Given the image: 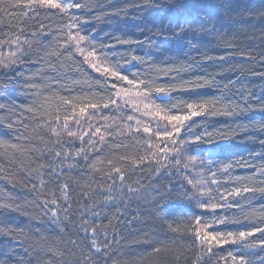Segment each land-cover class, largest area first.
<instances>
[{
    "label": "trees",
    "instance_id": "1",
    "mask_svg": "<svg viewBox=\"0 0 264 264\" xmlns=\"http://www.w3.org/2000/svg\"><path fill=\"white\" fill-rule=\"evenodd\" d=\"M76 2L79 9L61 12L0 0V61L10 65H0V264H233L229 253L264 264V232L256 231L264 229V0ZM73 22L85 51L97 52L94 63L144 81L140 93L147 88L148 104L165 114L217 102L184 123L181 137L201 141L184 146L179 164L172 153L153 155L157 144L130 129L127 115L109 112L121 101L115 93L134 85L62 46ZM60 97L74 102L81 122L69 125L88 132L83 141L51 135L72 114ZM110 98L116 105L103 108ZM84 103L101 107L81 116ZM192 156L202 161L192 177L211 189L200 201L184 167ZM243 187L256 190L228 195ZM197 219L201 235L205 224L214 235H253L207 253Z\"/></svg>",
    "mask_w": 264,
    "mask_h": 264
},
{
    "label": "snow or ice",
    "instance_id": "2",
    "mask_svg": "<svg viewBox=\"0 0 264 264\" xmlns=\"http://www.w3.org/2000/svg\"><path fill=\"white\" fill-rule=\"evenodd\" d=\"M33 4H37L41 7H47V8H51V9H59L61 12H67L69 9H72V8L79 9L81 7V4L76 2V0H64V2H61V0H27L25 7L31 6ZM71 19L73 21H76L75 17H71ZM184 23L190 24L191 21L185 20ZM77 27H78L77 22H73V23H70L69 25H67L68 31L66 33V39L63 41L62 46H66V47L75 46V50L77 52H79L81 55H83L84 60L86 62H88L90 64V66L92 68H94L97 72H100L101 67H102L104 73L109 74L111 77H114L115 79L126 81L128 84L134 85V86H139V85L144 84V81L128 79V77L126 75H123L120 71H117L118 66L106 67V66L101 65L98 67L97 63H93L90 60V58H96L97 52L95 51V49H92L91 51L86 52L85 48L81 46L87 40V37L84 35H81L80 31H78V30L74 32L73 29H76ZM182 31H184L183 27H179V32H182ZM179 32H178V34H179ZM51 54L56 55L57 53L53 52ZM12 55L15 56L16 53L13 52ZM134 59H135V57H133V60ZM15 63H16V60L11 61V64L14 65ZM0 65H2L5 69L10 67L9 63H5L2 61H0ZM113 87L115 88L116 85L113 84ZM121 92H123L124 95H128L127 90H118L115 93V95L117 97H120ZM155 92L158 93L159 95L163 96V97H167L169 100L171 98L170 93L167 92L164 88H156ZM142 95L148 96L147 88H145V92L142 93ZM59 99L62 101V103L64 105L71 106V113L72 114L66 115L63 117L64 122H63L62 127L59 130H57V128L53 126L51 128V135H53L55 137H60L61 134L63 133L64 135H66L68 137H73V138L78 137L81 141H83L84 137L88 135V132H84L83 135L78 136L77 131H73L69 126L70 121H74V123L77 126H79V124L81 122L79 119L75 118L77 109H76L74 102L72 100L64 99L62 97H60ZM47 102H48V99L46 98L45 103H47ZM166 102H167L166 100H162L161 105L166 104ZM116 103H117V101L115 99L110 98L109 103L103 104L102 107L103 108H109L111 105H116ZM216 103H217L216 101H211L208 103H202V104H198V105L188 104L187 108L189 109V112L186 115L165 114V113L169 112L170 110L163 108L160 105L153 106L151 103L145 104L144 107L146 109H152L153 107H155L157 109L154 113L155 116L160 117L162 120L167 122L166 126L163 129L157 128L156 131L154 132V135L157 138V152L153 153V155H156L158 153H165V154L172 153L175 157H177L176 163L179 164L180 160L178 159V157L182 154L184 146L199 143L201 141V137H195L194 140H188V139H184L181 137L180 134H181L182 127H183L184 123L186 121L190 120L192 116L199 115V114L207 111L209 106L215 108ZM100 107H101V105L97 104V103H84L83 106L79 107L78 111L81 114V116H83V115L88 114L87 110L89 108L95 110V109H98ZM94 114L95 113H93V115ZM145 114H151V112L145 113ZM54 119L57 122V124H59L61 121V117L58 114L54 117ZM128 119L132 120L133 117L129 116ZM45 123H48V121H45ZM137 124H139V121H137ZM142 130H143V132L149 133L150 135L153 134V128L150 126H144ZM99 131H100V129L96 128L95 132L92 133V135L99 133ZM135 131L139 132V131H141V129L136 128ZM165 138H166L167 142H165ZM100 140L103 141L104 137L100 136ZM59 142L60 141H58V140L56 141V143H59ZM89 143L92 144L95 142L90 140ZM161 143H163V145H164L163 147H160ZM169 143L173 147L170 148ZM149 147H151L150 143H149ZM81 152H83L82 148L77 151L76 155H80ZM209 152L211 155L210 150H209ZM55 156L60 157L61 153L56 152ZM109 163H111V161H109ZM196 163H202V161H200L197 156H192V157H190V159L187 162H185L184 167L185 168H191ZM114 171L119 173L120 169L116 168V169H114ZM212 175L214 176L215 174L213 173ZM188 183L191 184L193 186V188H197L198 185L204 184L205 181L203 179L189 180ZM212 183H216V181L213 179ZM65 187H67V186L65 185ZM255 190L256 189L251 188V187H243L242 189L236 188V189H234V191L229 192L228 195L229 196H238L241 194V191L250 192V191H255ZM197 192H198L199 196H205L211 192V189L199 188V189H197ZM221 199H227V197L222 196ZM51 203L54 204L56 202L51 201ZM45 206H47V202L45 203ZM201 206L207 207L208 205L206 203L202 202ZM211 207L215 208V207H217V205L212 204ZM53 215H56V213L53 212ZM65 218H67V217H65ZM196 224H197V228L194 229L195 236L198 240H200V243L202 246H207V249H206L207 253L212 252V245L213 244H215L216 246H221V247L225 244H228V243L236 244L239 241H243L246 237L253 235L252 232H244V231H240L238 234H233V233L229 232V233H227L226 237L224 235H221V234H215L214 235V234L208 233L206 231L207 228L211 227V225H209V224L204 225L205 233L203 235H201V231L199 228V225H200L199 219L196 220ZM92 231H93V234H95V229H93ZM256 231L264 232V229L257 228ZM261 243L264 244V241H262ZM92 247L95 248V250L97 252H100V248L96 246L95 240L92 241ZM106 247H107V245H106ZM156 251L158 252L160 250L156 249ZM229 257L233 261V264H246L245 257L243 255L234 256V255H232V253H229Z\"/></svg>",
    "mask_w": 264,
    "mask_h": 264
},
{
    "label": "rangeland",
    "instance_id": "3",
    "mask_svg": "<svg viewBox=\"0 0 264 264\" xmlns=\"http://www.w3.org/2000/svg\"><path fill=\"white\" fill-rule=\"evenodd\" d=\"M186 27H188V24H186ZM90 60L94 63L93 59L90 58ZM120 99L121 101L118 100L119 106L112 108L111 110H109V112H113L114 115L116 114V117L120 119V121L124 119L122 117H126V115H127V119L129 116H132L133 117L132 120L125 119V122H124L126 125L129 126L130 129H133V128L135 129L136 127H138L142 130V126H145L144 123L148 122L147 125L153 128V134L151 135L149 134L150 138L148 139L151 140L150 144L152 146L156 145L157 138L154 135V132L156 131L157 128L163 129L167 124L166 121L162 120L160 117L155 116L154 113L157 109L155 108L146 109L144 107V105L148 104V102H147V99H145V97L140 93L137 86H133V88H130L128 90V95H124V93H121ZM149 112H151V114H145ZM124 113H126L125 116L123 115ZM137 121H139V124H137ZM118 122L119 121H117V123ZM55 127L57 128V130H59L62 126L56 125ZM146 134L148 135V133ZM62 136H66V135L62 133L60 137ZM187 169L189 170V174L192 177L194 175L193 169L192 168H187ZM191 180H198V179L192 177ZM199 188H204V187L203 185H198L197 188H193V189H194L195 195L199 198V201H200V199H202V196L198 195L197 189Z\"/></svg>",
    "mask_w": 264,
    "mask_h": 264
}]
</instances>
